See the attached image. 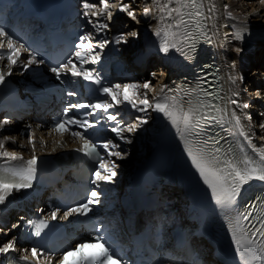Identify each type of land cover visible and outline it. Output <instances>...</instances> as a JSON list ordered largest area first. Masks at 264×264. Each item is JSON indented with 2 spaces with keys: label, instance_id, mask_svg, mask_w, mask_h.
<instances>
[{
  "label": "snow or ice",
  "instance_id": "snow-or-ice-1",
  "mask_svg": "<svg viewBox=\"0 0 264 264\" xmlns=\"http://www.w3.org/2000/svg\"><path fill=\"white\" fill-rule=\"evenodd\" d=\"M159 11L163 13V19L171 21V23L163 24L155 32V35L160 38L159 50L167 55L170 51L175 50L180 52L186 59L192 60L193 54L196 52V40L198 36H207V25L205 21L210 19L205 14L204 0H167L161 4L160 0H155ZM264 3V0H261ZM103 5L100 10L106 16V19L111 20L113 13L110 8L119 7L121 12L136 19L135 12L129 10L128 4L110 3L109 0H101ZM83 7L88 10L84 15H97L92 12L97 6L84 0ZM227 7V6H225ZM214 5L208 7V12H212ZM151 10L145 9V14ZM107 24H101L100 29L107 28ZM134 35V34H133ZM0 37L4 38L0 42V50L7 45V52L0 51V61L7 60L8 75H11V69L20 61L21 50L24 49V44L13 39L8 32L0 27ZM243 39V36L237 37ZM87 42V43H85ZM127 43L123 35L115 38V43ZM109 41L105 40L100 44L103 48ZM239 51V49L237 50ZM100 53L96 52L91 46L90 35L82 37L79 45V50L75 52V58L81 65L86 63H97ZM34 63H38L36 57L31 55V58L23 64L25 70ZM43 63V61H39ZM50 71L55 74L57 80H62V73L68 75L70 73L73 78H82L91 84L101 85L96 91L102 93L105 97H110L111 101L120 103L119 97L123 95V101L137 111L143 112L146 109H153L155 112L162 114L170 121L180 133V138L184 142L185 151L189 157L191 164L198 173L204 185L211 190L212 198L215 204L224 211H230L231 218L229 220L231 239L235 245V251L239 256L242 264H264V196L257 197V202L250 207L239 210V201L244 193L251 188L252 182H261L264 185V147L259 149L253 147L258 159H254L244 152L243 147L239 148V157L235 156L234 149L227 150L220 147H212L210 139L206 138L207 131L214 124H232L237 129V134L243 136L244 139L251 145V140L241 124L240 116L236 115L235 111L230 114L218 102L221 98L213 96L206 90H201L198 93L186 91L181 96H162L157 99L153 105L145 96L140 100V107L134 98L127 95L128 91L133 93V97L137 94V89L141 87L137 84H115L104 86L101 84V78L91 69H82L78 67L72 59L60 66H53ZM5 85V73L0 69V86ZM144 89L151 87L150 83L142 85ZM69 96L76 95L75 92L69 91ZM195 97V99L185 100V97ZM185 103L189 106L185 108ZM232 104L243 109L249 108V104L244 103L239 105L236 100L231 101ZM115 105L109 101H98L96 103H72L65 109L64 118L61 119L55 126V131L63 135L66 131H70L74 138H79L83 147L77 149L82 151L85 156L96 162L97 169L94 172L95 179L93 183L103 181L111 183L116 176L115 168L117 165L114 161L106 159L105 156H116L120 159L124 158V153L114 151L120 147L119 143H114L112 140L104 142H93L97 135L95 132H90V129H95L97 121L88 119H80L75 115L69 116L73 109H91L86 115L96 114L97 112L106 115V119L113 121V126L110 131L117 138L125 143H132L131 139L125 137L123 133L134 132L139 125L129 124L124 126L117 119L118 114L111 113L109 110ZM251 119L250 116L246 117ZM147 118L141 119L140 123H147ZM3 124L8 121L4 120ZM69 126V127H66ZM264 128V124L261 125ZM77 129H83L79 131ZM87 133V135H86ZM0 157L6 158L8 161H20L19 165H6L0 167V205H5L9 201V197L13 192L28 190L32 188L33 182L36 179V170L38 165L37 157L24 160L20 155L8 151L4 142L0 141ZM33 151L35 144L33 142ZM245 186H248L246 188ZM99 187V184H98ZM98 192L93 190L89 194V198L82 204L67 208L63 213V218L68 219L72 216H88L92 212L90 205L99 203ZM59 208H54L50 215L52 220H56ZM34 234L39 237L44 229L48 228L47 220H40L34 223ZM55 227V225H53ZM18 251L13 241L0 246V253L7 254L8 252ZM27 252L29 250L24 249ZM31 257L37 261L39 257L44 255L38 248L30 250ZM22 259L29 261V256L25 255ZM58 264H122L121 259L114 254L111 246L104 240L102 235L95 238V242H84L76 248L66 251L59 259Z\"/></svg>",
  "mask_w": 264,
  "mask_h": 264
},
{
  "label": "bare ground",
  "instance_id": "bare-ground-1",
  "mask_svg": "<svg viewBox=\"0 0 264 264\" xmlns=\"http://www.w3.org/2000/svg\"><path fill=\"white\" fill-rule=\"evenodd\" d=\"M88 2L97 6L91 10L97 15H87L88 31L97 40L96 45H100L105 40L111 42V33L115 26L121 25L124 28L123 36L127 43H114V46L121 53L123 61L131 67L134 64L138 72V77L128 84L141 86L137 89L135 97L131 91L127 92L130 98H134L136 103H139L145 96L148 101H153L159 96H181L186 91L196 93L192 84L191 60L175 50L167 55L159 50L160 38L155 35V32L159 30L162 23L167 24L171 21L163 19L164 14L159 11L155 0H109L110 3L117 5L128 4L129 10L136 15V19H132L127 12H121L119 7H114L109 9L113 13L111 20L106 19V16L101 13L100 10L103 7L101 0H88ZM165 2L167 0H160L161 4ZM204 4L205 14L210 17L205 21L206 31L215 46L222 68L221 77H219L223 87V107L229 113V119L233 111L240 116L244 131L251 140L250 146L259 149L264 147V128L261 127L264 124V3L261 0H204ZM212 5H214L213 11L208 12V7ZM145 9L151 11L145 14ZM101 24H107L108 27L100 29ZM241 35L243 39H238L237 37ZM109 45L107 43L103 48L98 47L96 52H99L100 56L104 55L103 49ZM149 45L152 46L146 50V46ZM151 51H155L152 58L147 54ZM138 55H144L142 61L147 62L145 65H140L136 57ZM7 63L8 61L0 62V69L4 73L8 72ZM154 64L157 68L151 73L150 69ZM17 66L16 64L14 67L17 68ZM247 68L250 70L247 71ZM145 83H150L151 87L144 89L142 85ZM260 88L261 90H258ZM250 97L254 101V106L253 108L250 106V109H256L257 101V105L262 102L256 115L259 119L258 124L246 118L249 116L248 108L243 109L231 103L232 100H236L239 105L249 104ZM119 98L122 103H125L123 95ZM188 99H195V97H185L186 101ZM184 106L187 108L189 105L185 103ZM131 115L136 118L133 124L139 127L134 132L123 133L125 137L131 139L132 143L117 140L125 152L117 149L116 151L124 153V158L113 157V161L117 164L115 188L121 192L124 191L135 169L149 157L154 156L163 146L162 154L171 160V169L168 172L167 181L165 180L169 195L174 200L173 204L183 215L189 216L190 207L194 204V200L201 197L205 186L195 184L193 180H198L200 177L187 156L180 133L166 117L151 108L140 113L133 112ZM143 118H147L148 122L141 124L140 121ZM30 121L34 122V119L30 118ZM7 124L1 121L0 127ZM230 126L233 138L239 139L237 129L232 124ZM17 129L12 132L0 131V141L4 142L8 151L22 157L29 156L33 150V142L28 137L23 138L22 133H19ZM37 133L49 140L46 129H40ZM35 150L40 153V146L35 144ZM3 159L5 158L0 157V160ZM21 195L20 192H13L9 199L18 198ZM15 215L16 211H13L9 218H14ZM7 217L8 213L4 221H7ZM1 221H3L2 211H0ZM9 229H11L10 224L6 228L0 226V246L15 238ZM5 255L0 253V264Z\"/></svg>",
  "mask_w": 264,
  "mask_h": 264
},
{
  "label": "rangeland",
  "instance_id": "rangeland-1",
  "mask_svg": "<svg viewBox=\"0 0 264 264\" xmlns=\"http://www.w3.org/2000/svg\"><path fill=\"white\" fill-rule=\"evenodd\" d=\"M156 68H157V65L154 64V66L152 67V69H150V72L152 73Z\"/></svg>",
  "mask_w": 264,
  "mask_h": 264
}]
</instances>
